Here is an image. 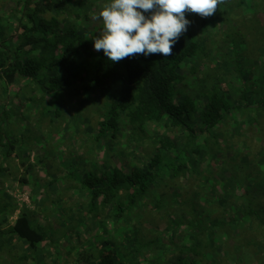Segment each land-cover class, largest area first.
Masks as SVG:
<instances>
[{
  "label": "trees",
  "instance_id": "16d2710c",
  "mask_svg": "<svg viewBox=\"0 0 264 264\" xmlns=\"http://www.w3.org/2000/svg\"><path fill=\"white\" fill-rule=\"evenodd\" d=\"M110 2L0 0V257L7 260L12 255L4 250L22 242L27 251L14 257L22 264H47L46 258L68 264L72 255L76 264H264V150L252 153L236 129L221 141L216 132L220 125L241 123L235 113L246 114V102L255 96L261 99L247 120L262 125L264 65L252 72L262 56L256 55L250 72L237 57L223 62L231 82L245 79L236 99L226 83L209 87L205 80L211 77L198 71L211 48L224 57L248 35L251 46L264 42V0H220L206 18L186 12L191 23L168 57L137 53L119 62L95 50L92 40L104 27L96 17ZM137 11L149 17L155 9ZM35 106L44 115L57 107L56 114L60 108L75 121L82 118L94 144L106 146L93 159L95 170L66 187L84 198L83 212L69 214L64 200L52 199L60 208L47 214L52 228L4 185L7 177L14 179L10 158L19 157L22 124L13 127L18 122L11 123V114ZM153 125L154 136L148 132ZM19 163L25 175L35 166ZM193 175L201 176L200 187L191 186ZM60 177L48 174L43 191L27 176L17 181L42 200ZM104 218L109 236L86 234Z\"/></svg>",
  "mask_w": 264,
  "mask_h": 264
},
{
  "label": "rangeland",
  "instance_id": "374dc122",
  "mask_svg": "<svg viewBox=\"0 0 264 264\" xmlns=\"http://www.w3.org/2000/svg\"><path fill=\"white\" fill-rule=\"evenodd\" d=\"M224 33L225 31L223 32V28L220 29L219 34H221V37L224 36ZM233 37L240 38V35L237 36L235 34ZM252 38L253 37L251 35H248L246 38L247 41L241 45L240 48L237 47L238 49L235 50L234 53L230 51L229 54H225L224 57L221 53V49L218 50L220 52L218 53L215 51V49L211 48L208 58L204 57V59L199 62L200 66H198V71L202 70L201 72L207 74L208 77H211L208 80L204 79L205 83L209 84V87L215 83H226L233 99H236L235 97L238 98L239 96H242V93H238L237 90L240 88L239 85L243 83L245 79L241 78L240 82H238L239 79L238 81L234 80L231 82L229 79L232 76H230L231 74L228 75L227 69L224 67L223 62H231L232 58L237 57L245 61V72H250L249 68L252 67V61L254 58H258L256 55H259L262 56V58H258V61L260 62L255 63V65L252 67V72L255 73L258 69H262L264 65V42L257 43L255 46H251L253 44ZM217 39H219V36H217ZM194 59H192L193 62H195ZM191 65L192 64H189L188 67ZM13 88L16 89V87ZM75 99L76 98L74 97L73 99L68 98L67 100L73 102ZM245 99L246 97H244L242 100L244 102L248 101V99ZM258 99H261L260 96L257 98L255 96V98L251 99V104L250 102H246L249 104V106L245 107L246 114L241 115L240 112L235 113L237 116H234V118L241 120V123H236V121H233L227 125H220L219 128L216 129V132L219 135L218 139L220 141L225 140L226 131L236 129L238 132L240 131L237 135L238 141L244 142V140H247L248 148L252 149V153H255V151L264 150V148H262V140H264V118H261L262 112L258 117V119L262 122V125L258 124L257 127L253 126V128L247 120L248 113L253 111L252 109L255 107L253 102H256ZM16 109L17 108H14V110ZM56 109L57 107L54 108L52 113L46 114V111L44 115L42 108L35 106L34 108L31 107L27 109L26 112H21V114L18 116H16V113L11 114V123L14 124L16 120L18 122L15 123L13 127L22 124L18 128V132H15L16 137L19 139V142L16 146V152L19 153V157L13 156L10 158L11 175L9 176H13L14 179L7 177L4 184L7 191L11 195L15 196L16 199H18L20 205L25 203L30 212L33 215H36L41 224L48 228H52L54 223L49 222L47 214H49L53 208H59L56 202L55 205H53L52 199L54 201L57 198H60L61 201L64 200V203H62L61 206H65L69 214L75 211H80L79 203H83L84 198L79 197L76 190L69 191L66 187H68L70 181L75 180L78 182L80 180V176H83L84 174H90L91 171H94L96 167L93 166V159L98 156V152L102 153V151L106 148L103 142L99 143L98 145L94 144L92 136H90L92 133V128L87 129L86 123L84 120H82V118H79L77 121H75L76 118H71L69 115H67L68 112L64 111L63 109L60 110L59 108V113L56 114ZM44 118L46 120L42 124V120ZM20 121H22V123H19ZM246 128H248L250 132H248ZM148 132L149 135L154 136L156 133L155 125L151 126ZM85 137L88 141L86 143H82V141L85 140ZM257 155L253 157L256 159ZM18 158L25 161L26 163L31 162L33 165H35L28 175H25L23 167L20 165ZM68 173H71L68 178H63V176ZM48 174L53 178H57L59 176L62 177L58 179L59 181L56 189L53 185L46 187L49 196L42 200H38L40 196H37V191L34 193L30 190L29 186H21L20 182L17 181L19 177L27 176L29 178V183L33 185L38 184L39 187L37 188L43 191L45 189V182H48ZM236 174L237 175L234 176V179L235 181H238L241 173ZM200 177L201 176L199 175H193L190 178L191 186L200 187L202 181ZM58 189L61 191L64 189V194H61ZM44 194L46 195V193ZM33 198H36L40 202L35 203ZM44 200L46 202L45 204H42V201ZM46 206L47 208L44 209ZM59 209L56 210L57 213L60 212ZM80 212L82 213L83 209ZM157 218L160 220L159 216ZM91 222L96 223L95 220H91ZM109 222L110 221H108L106 218L102 219L101 221L99 220L98 224L96 223L98 227L93 225L88 227L86 234L91 233L90 235L93 234L94 238L96 239L99 237L104 238L109 236L107 231L108 225H110ZM148 233L152 236L151 231ZM112 237H115V235H112ZM15 244L16 249L6 248L4 250L3 253L6 251L8 253L10 250L12 256L8 257L9 259L7 258L5 261L0 257V264H22V261H18L14 257L19 256L21 253L27 251V248L22 242H16ZM47 249L49 250L48 252H51V254L54 252L52 247H47ZM61 252L64 254L65 248H62ZM63 260L64 261L62 264H67V261L65 259ZM74 260L75 257L72 255L70 263L68 264H76ZM28 262H32V260H29ZM44 262L49 264V259L46 258Z\"/></svg>",
  "mask_w": 264,
  "mask_h": 264
},
{
  "label": "clouds",
  "instance_id": "9594fccd",
  "mask_svg": "<svg viewBox=\"0 0 264 264\" xmlns=\"http://www.w3.org/2000/svg\"><path fill=\"white\" fill-rule=\"evenodd\" d=\"M220 0H111L102 6L97 19L103 29L95 35V50L103 49L112 61L143 53L145 56L162 53L168 57L182 32L191 21L186 12L210 17L217 10ZM152 11L146 17L141 11Z\"/></svg>",
  "mask_w": 264,
  "mask_h": 264
}]
</instances>
